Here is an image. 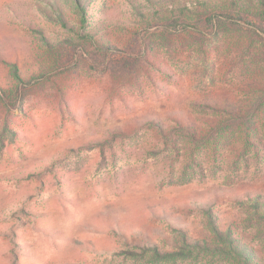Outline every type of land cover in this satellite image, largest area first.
Masks as SVG:
<instances>
[{
    "label": "rangeland",
    "instance_id": "1",
    "mask_svg": "<svg viewBox=\"0 0 264 264\" xmlns=\"http://www.w3.org/2000/svg\"><path fill=\"white\" fill-rule=\"evenodd\" d=\"M260 1L0 0V264H233L208 251L226 246L209 209L264 250V141L206 146L219 116L199 102L237 81L195 29Z\"/></svg>",
    "mask_w": 264,
    "mask_h": 264
},
{
    "label": "trees",
    "instance_id": "2",
    "mask_svg": "<svg viewBox=\"0 0 264 264\" xmlns=\"http://www.w3.org/2000/svg\"><path fill=\"white\" fill-rule=\"evenodd\" d=\"M204 6L206 7V4ZM253 11L250 13L248 9L234 12L227 10L218 12L219 14H209L207 17L205 9L204 13L196 12V19L199 22L195 27L198 32H202L201 36H205L206 26L215 31L217 38L224 44L225 57H229L226 61L231 62L229 67L233 72L232 78L237 81L235 94L226 95L216 101L206 99L199 102L200 107L209 109L219 116L215 122H211L215 126L206 128V146L213 141V145L217 147L225 138L230 137L227 134H231L241 142V157L245 160L247 155L252 153L258 156V148L264 141L261 131L264 128V0H261ZM201 27L202 30L199 29ZM203 41L200 39L195 41L194 51L201 55L202 62L207 66ZM146 63L152 66L148 60ZM183 123L180 129L192 133L191 129L196 124L188 120ZM159 127L162 133L167 130L163 122ZM251 200H254L253 206L250 207L254 212L250 213L249 219L255 220L256 227H259L260 233L264 235V197L259 194ZM208 214L212 221V233L226 243L224 248H214L208 250L209 252L224 255L233 264H264L262 246L252 240L249 242L245 230L236 231L240 228L235 222L223 229L216 219H213L214 210L209 209ZM199 242L194 241L195 249L200 250Z\"/></svg>",
    "mask_w": 264,
    "mask_h": 264
}]
</instances>
